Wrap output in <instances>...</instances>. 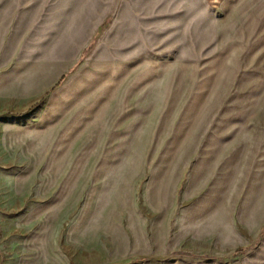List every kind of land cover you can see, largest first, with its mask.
<instances>
[{
  "label": "rangeland",
  "instance_id": "1",
  "mask_svg": "<svg viewBox=\"0 0 264 264\" xmlns=\"http://www.w3.org/2000/svg\"><path fill=\"white\" fill-rule=\"evenodd\" d=\"M0 20V264H264V0Z\"/></svg>",
  "mask_w": 264,
  "mask_h": 264
},
{
  "label": "crops",
  "instance_id": "2",
  "mask_svg": "<svg viewBox=\"0 0 264 264\" xmlns=\"http://www.w3.org/2000/svg\"><path fill=\"white\" fill-rule=\"evenodd\" d=\"M211 3H219V2H223L224 0H208ZM0 26H7L6 21L4 23H2V21L0 20Z\"/></svg>",
  "mask_w": 264,
  "mask_h": 264
},
{
  "label": "trees",
  "instance_id": "3",
  "mask_svg": "<svg viewBox=\"0 0 264 264\" xmlns=\"http://www.w3.org/2000/svg\"><path fill=\"white\" fill-rule=\"evenodd\" d=\"M64 77H65V76H63V77L61 78V81L64 79Z\"/></svg>",
  "mask_w": 264,
  "mask_h": 264
}]
</instances>
